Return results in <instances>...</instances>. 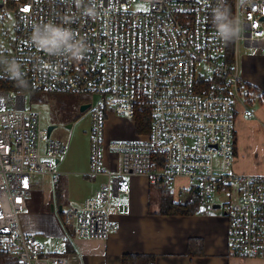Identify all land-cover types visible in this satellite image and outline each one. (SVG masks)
<instances>
[{"label": "built area", "instance_id": "1", "mask_svg": "<svg viewBox=\"0 0 264 264\" xmlns=\"http://www.w3.org/2000/svg\"><path fill=\"white\" fill-rule=\"evenodd\" d=\"M133 1L145 4L135 8ZM221 0H0L14 14L13 33L0 43V61L15 58L21 85L0 70L16 90L0 88V253L15 264H68L69 254H52L23 231L33 176L59 179L56 160L65 143L47 136L41 111L29 106L27 90L94 94L86 109L90 123L89 174L106 180L79 205H68L63 222L82 238H104L118 229L110 219L112 198L129 194L125 175H144L169 191L176 179L182 204L198 214L217 215L226 224V242L238 257H264V174L237 171L236 104L245 107L243 79L237 69L239 42L264 48V0H223L238 21L234 56L211 21ZM92 7L93 14L85 13ZM69 22L86 42L79 59L49 55L30 39L33 25ZM135 124L146 116L147 131L109 141L121 156L118 173L102 162L104 126L109 113ZM248 118L254 112L245 109ZM144 116V117H145ZM145 121V120H144ZM135 129V127H134ZM226 195L219 200L217 195Z\"/></svg>", "mask_w": 264, "mask_h": 264}, {"label": "crops", "instance_id": "2", "mask_svg": "<svg viewBox=\"0 0 264 264\" xmlns=\"http://www.w3.org/2000/svg\"><path fill=\"white\" fill-rule=\"evenodd\" d=\"M238 44L235 47V59L243 79L242 86L249 84L257 88V73L246 64L250 56L240 54ZM243 47L249 48L245 43ZM259 87L262 89V86ZM257 91L260 97L264 96V89L260 91L257 88ZM256 100L247 101L246 107L240 102L236 104L233 167L237 171L249 170L246 159L239 160V155L250 156L249 163L255 169H258L256 164L261 166L264 160V154L259 149L264 146V141L259 140L261 135L264 136V104L254 110L252 107ZM246 108L253 111L255 116L248 118L244 114ZM120 117L109 113L104 126L102 162L105 170L111 173L120 172L121 156L108 150L107 143L137 136L133 122ZM86 119V124L75 127L71 124V133L70 130L58 128L51 134L61 139L66 146L55 161L60 181L54 183L49 175L30 179L27 205L19 214L25 233L34 235L52 254H69L71 261L68 264H122V255L125 253L153 254L154 264H264V257H238L229 252L226 224L217 215L159 214L155 187L142 174L125 175L129 182V194H115L112 198L110 219L117 224V231L109 232L104 238L78 236L73 226L63 222V211L68 205L81 204L106 180L105 174H89L90 124L88 116ZM111 119L121 124L115 126ZM256 158L258 162L255 163ZM169 191L174 199V188H169ZM154 196L157 200L155 209H152ZM191 238L202 240L203 254H188V241Z\"/></svg>", "mask_w": 264, "mask_h": 264}, {"label": "rangeland", "instance_id": "3", "mask_svg": "<svg viewBox=\"0 0 264 264\" xmlns=\"http://www.w3.org/2000/svg\"><path fill=\"white\" fill-rule=\"evenodd\" d=\"M133 6L135 8H145V4L140 3L138 1H133L132 2ZM13 24H14V14L11 10H1L0 9V43H3L5 45V40L6 38H10L12 36L13 33ZM238 52L240 54H249L250 58H248V62L246 63L247 66L249 67V69H253L254 71H256L257 73V78L259 79V84L256 85V87L262 91L264 89V48H262L261 50H258L256 48L253 47H249L248 49H245L243 47V43L238 44ZM262 86V89L261 87ZM26 97L28 99L29 102V106H32L33 108H36L38 110L41 111V123L43 125V127H47L50 124H57V128H63L64 130L69 131L70 128H65V125L67 123H70L72 125L77 126L80 125L81 123L86 124L87 121V114L86 110L85 112H80L79 111V106L81 102H95L97 99V95L94 94H71V93H47L44 91H35V90H27L25 92ZM40 99V100H37ZM256 100V99H255ZM261 101V103L259 102ZM65 104L66 106V110H64V112L62 113V117L60 119V105L61 104ZM264 104V96L261 97V99H258L254 102L253 105V109L256 110L259 107H261V105ZM79 114V117L76 120H69L67 118L64 117H69L71 118L72 115L74 114ZM255 114V113H254ZM124 117V116H123ZM120 117L121 119L124 120V118L126 117ZM64 119L69 120L68 122L64 121ZM113 120V119H111ZM114 121V120H113ZM127 121V120H126ZM131 122V121H130ZM113 125L115 126H119L121 123L119 122H112ZM132 123V122H131ZM90 124V123H89ZM90 126V125H89ZM125 127H127V125H124ZM56 129H54L52 131L51 134H54ZM72 130V129H71ZM71 130L69 131L71 133ZM260 141H264V136H260L259 137ZM262 151V154H264V146H262L261 148H259ZM240 154H242V152H240ZM245 154V153H244ZM242 154V155H244ZM239 160H243L245 161L246 159V164L248 169H245V171H248V173H262L264 174V160L262 165L260 166L259 164H256V166L258 167V169H255V167L253 165H251L249 163V160H251V157L248 155L245 156H241L239 155ZM249 159V160H248ZM258 162V159L256 158L255 163ZM244 169H240V170H244ZM188 181L186 179H176L175 181H172L171 185H170V190H172L174 188V198L178 199V194L181 191V189L179 188V186L182 185H187ZM176 185V187H175ZM154 198V199H153ZM217 199L219 200H225L226 199V195L224 194H220L216 196ZM152 203H151V208L155 209V200H157V197L154 196L152 197Z\"/></svg>", "mask_w": 264, "mask_h": 264}, {"label": "clouds", "instance_id": "4", "mask_svg": "<svg viewBox=\"0 0 264 264\" xmlns=\"http://www.w3.org/2000/svg\"><path fill=\"white\" fill-rule=\"evenodd\" d=\"M85 13L93 14V8H85ZM211 21L216 29V34L225 42L234 40L239 33L238 21L231 15L230 10L225 6L223 0L212 10ZM30 39L38 49H42L49 55H69L74 59H79L86 51V42L77 39L74 30L69 22L56 23L48 21L33 25ZM0 70L16 79L21 85V66L15 58L0 61Z\"/></svg>", "mask_w": 264, "mask_h": 264}, {"label": "trees", "instance_id": "5", "mask_svg": "<svg viewBox=\"0 0 264 264\" xmlns=\"http://www.w3.org/2000/svg\"><path fill=\"white\" fill-rule=\"evenodd\" d=\"M227 54L230 59H233L234 56V41H229L227 44ZM243 96L244 98L251 102L254 99H261L260 94L257 91V88L254 86H251L249 84L243 85ZM0 88H6V89H13L16 90L17 87L13 85L12 82L8 80H1L0 81ZM40 100V99H37ZM65 104L60 105V119L62 117V113L64 110H66ZM145 115L141 113H136L135 116V130L136 132H145L147 131L146 125H148V120L144 119L146 118ZM79 117V114H74L67 118L69 120L73 119L76 120ZM67 119H64V121H69ZM145 120V121H144ZM58 181H60L58 179ZM57 181V182H58ZM56 182V183H57ZM152 187H155L157 196H158V213L163 215H192L196 214L198 212V205L193 203L188 204H182L179 202H176L173 197L172 193L168 190H165L160 184H152ZM188 254L189 255H201L203 254V243L200 238H191L188 241ZM66 254V253H64ZM155 263V255L153 254H136V253H125L122 255V264H154ZM0 264H15L14 259L9 257L6 254L0 253Z\"/></svg>", "mask_w": 264, "mask_h": 264}, {"label": "water", "instance_id": "6", "mask_svg": "<svg viewBox=\"0 0 264 264\" xmlns=\"http://www.w3.org/2000/svg\"><path fill=\"white\" fill-rule=\"evenodd\" d=\"M88 107H89V103L81 104V105L79 106V111H80V112H85V110H86ZM57 127H58L57 124H50V125H48V126L46 127V130H47V136L49 137V136L51 135L52 131H53L54 129H56ZM70 127H71V124H70V123H68V124L65 125V128H70ZM56 130H57V129H56Z\"/></svg>", "mask_w": 264, "mask_h": 264}]
</instances>
